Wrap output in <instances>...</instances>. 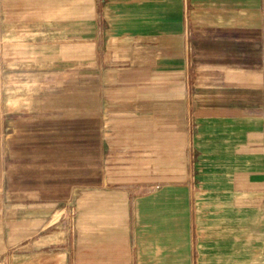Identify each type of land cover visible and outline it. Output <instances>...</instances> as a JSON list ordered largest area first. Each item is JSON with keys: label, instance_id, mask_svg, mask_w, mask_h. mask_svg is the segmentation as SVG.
I'll use <instances>...</instances> for the list:
<instances>
[{"label": "crops", "instance_id": "0c3cea01", "mask_svg": "<svg viewBox=\"0 0 264 264\" xmlns=\"http://www.w3.org/2000/svg\"><path fill=\"white\" fill-rule=\"evenodd\" d=\"M102 11L103 32L109 50L119 49L120 54L126 55L121 57L125 59L121 62L125 66L116 67L102 80L101 93L106 113L105 117L102 115L103 130L116 123L112 113L118 111L124 113L123 118L118 117L122 129H125V123L130 122L132 124L126 125V129L142 130L144 107H149L152 113L155 111L148 127L152 132L160 129V109L168 115L163 121L167 126L163 128L170 130L175 123L172 115H175L179 98H182V112L184 119L186 114L189 131L193 118L198 131L202 132L197 134L198 144L204 145L206 154L218 155L210 159L228 165L236 163L235 169L244 170V175L235 178L229 188L206 191L220 193L222 200L197 201L193 220L192 204L188 205L185 200L179 205L181 207H175L173 200L155 202V197H152L151 209H165L167 215L164 240L152 243V249L158 251V258L163 259L154 264H175L174 259L178 256L182 257L183 264H189L193 254L194 225L197 236L209 237L214 252L218 247L219 251L224 248L223 257L229 264L239 263L238 234L220 237L216 230H219L217 226H222L221 220H226L225 226L228 221L233 226L246 222L250 231L243 240L250 244L259 229H264V0H103ZM61 49L64 47L58 45L57 50ZM185 49L184 56L181 50ZM188 49L190 56L189 53L187 55ZM256 50L262 51V58L256 59ZM222 51L235 53L224 56ZM239 51L244 52L239 55ZM55 60L61 64L65 61L62 57ZM135 65L141 67L136 68ZM91 76L94 75H87L88 78ZM79 78L75 71L59 70L45 75L41 83L47 82L51 90L48 96L55 97L62 89L78 83ZM196 82H200V88L204 86V89L197 90ZM161 88L167 95L160 99ZM233 88L237 92H246L243 95L246 110L233 107L232 102H215L218 96L221 99L239 97L232 94ZM256 90L262 95L261 102L257 103ZM94 91L90 93L93 95ZM194 96L203 98L204 101L199 103L204 104H198ZM32 110L33 115L12 124L17 138L11 133L7 138L9 148L15 151L17 146H23L24 155L10 157L19 169L12 175L14 184L18 186L7 191L5 209L8 217L4 224L12 225V228L6 237H39L42 241L53 242L50 237H59L57 231L51 230L57 227L59 220L55 218L56 212L69 209L80 185L94 191L109 175L103 168L96 175L94 153L92 156L88 154L86 170L81 175L78 157L71 150L62 154L57 149L62 145L59 138L64 126L71 123L63 121L65 110L61 104L36 105ZM87 113L95 118L94 105L87 106ZM18 136L22 138L18 139ZM178 141H182L178 143L182 147L180 151H185L184 138ZM197 150L204 154L203 150ZM188 153L190 161L191 141ZM227 168L231 169V165ZM157 199H160L159 195ZM136 204L131 207L126 201L125 207L118 205L120 209H126V229L122 232L112 230L104 235L97 247L93 243L86 248L85 255H79L73 249H45L28 256L34 264H37V258L38 264H138L139 237H130V210L143 208L141 203L137 207ZM109 208L110 204L103 207ZM176 208L183 211L181 217L175 218ZM203 210L211 211L207 219ZM219 218L223 219L217 221ZM176 224L182 230L180 236L175 235ZM197 226L200 227L197 229ZM246 249L249 250L246 255L249 257L250 254L252 259L249 264H253V246Z\"/></svg>", "mask_w": 264, "mask_h": 264}, {"label": "rangeland", "instance_id": "374dc122", "mask_svg": "<svg viewBox=\"0 0 264 264\" xmlns=\"http://www.w3.org/2000/svg\"><path fill=\"white\" fill-rule=\"evenodd\" d=\"M102 1L0 0V264H34V260L28 255L30 253L37 255V252L45 249L50 251L73 249L79 255H85L86 248L93 243L97 247L99 242L103 241L104 235H108L112 230L122 232L126 229V209H120L126 206V201L131 207L133 203H137L136 207L139 203L143 206L141 210L133 208L130 210V237H139L136 256L138 264H154L163 259L158 258V251L152 249V243L164 240L163 228L167 223V215L165 209H151L152 197H155V202L173 200L175 207H181L179 205L185 200L188 205L192 204L193 220L197 201L222 200L220 193L211 194L206 191L227 189L235 178L244 175V170L235 169L236 163H230L231 169L228 170L227 166L230 167L228 163L211 160V157L217 158L218 155L211 156L205 153L204 145L198 144L197 134L202 132L198 131L193 118L190 131L188 129L186 114L184 119L182 112V98H179L180 104L178 108L176 107L175 115H172L173 118L175 117V123L170 130L163 128L167 126L163 121L167 120L165 118L168 115L161 109L158 112L160 129L152 132L148 128L152 115H155V111L152 113L149 107H144L141 113L142 130L126 129V125L132 124L130 122H123L125 129H122L119 125L122 122L118 120V117L124 116L122 111L112 113L116 123L110 129L103 130L102 122L106 113L101 93L102 80L105 74L114 72L116 67L125 66L121 64L125 61L121 57L126 55L120 54L119 49L109 50L103 32ZM188 37L189 33L187 42ZM58 45L64 49L58 51ZM71 46L72 49H66ZM181 52L185 56L186 49ZM222 52L224 56L235 53ZM243 52L239 51V55ZM188 53L190 56L189 49L187 55ZM60 57L65 60L62 64L55 60ZM255 57L262 58V51L256 50ZM135 67L141 66L135 65ZM59 70L75 71L80 78L72 87L58 92L55 98L48 96L49 92L51 93L49 84L41 82L45 80V75ZM88 74L94 76L88 78ZM195 84L198 85L197 90L204 89V86L200 88V82ZM93 89L95 94L92 95L90 91ZM160 91L162 92L158 95L161 99V96L167 94L163 88ZM234 93L239 97L221 99L222 97L218 96L215 102L228 104L232 102L233 107L246 110L243 104L246 103L243 97L246 92L243 90L237 92L233 88L232 94ZM261 97V93L256 90V103L261 102ZM194 98L198 104H204V102L199 103L201 100L204 101L203 98L196 96ZM55 104H61L62 109L65 110L63 121L71 122L67 124L69 126H64L62 136L59 138L62 145L57 149H60L62 154L71 150L73 155L78 157V171L81 175L85 173L88 154L92 156L94 153L96 175L103 168L109 176L99 187H95L94 191H88L86 187L80 185L73 195L69 209L56 212L55 218L59 220L57 227H52L51 230L57 231L59 237H50L53 242L42 241L39 237H26V239L6 237L7 231L12 228V225L4 224L8 217V211L5 209V204L8 203L7 191L18 186L14 184L12 175L19 169L10 157L24 155L23 146H17L13 151L7 144L10 133L16 136L12 124L16 120L22 121L33 115L32 109L36 105ZM90 104L95 107L94 119L87 113V106ZM10 121L11 124H8ZM19 138L21 139L22 136H18ZM183 138L185 151L181 152L182 147L178 143L182 141L178 139ZM189 141H191L190 161L188 160ZM198 148L203 150L204 154H200ZM241 164L244 165L243 162H240ZM81 182L82 178H80ZM157 195L160 199H157ZM109 204L111 208L103 209L104 205ZM121 204L119 208L118 205ZM202 212L207 219L211 211ZM182 213V210L176 208L175 218L181 217ZM217 217L221 216L217 215ZM220 219L223 218L217 221ZM225 221H220L222 226H217L219 230L216 231L220 237L238 234L240 241L237 264H249L252 259L250 254L249 257L246 255L249 252L246 248L251 249L252 246L255 254L253 264H264V229H259L254 242L249 244L243 239L247 237L250 225L242 222L238 226H233L228 221L225 226ZM200 226H197V229ZM180 231L182 232L181 228L176 224L175 235L178 236ZM205 239L208 241L206 242ZM223 243L226 245L225 242ZM192 246L193 254L189 258V264L230 263L223 257L224 248L221 252L218 247L214 252L209 237L197 236L195 225ZM38 260L37 258V264ZM174 261L175 264H183L181 256L175 257Z\"/></svg>", "mask_w": 264, "mask_h": 264}]
</instances>
